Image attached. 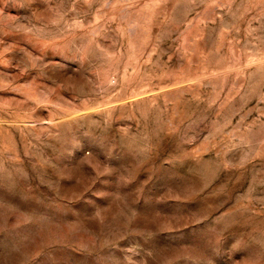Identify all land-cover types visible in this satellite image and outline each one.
Wrapping results in <instances>:
<instances>
[{"label": "rangeland", "instance_id": "374dc122", "mask_svg": "<svg viewBox=\"0 0 264 264\" xmlns=\"http://www.w3.org/2000/svg\"><path fill=\"white\" fill-rule=\"evenodd\" d=\"M0 264H264V0H0Z\"/></svg>", "mask_w": 264, "mask_h": 264}]
</instances>
